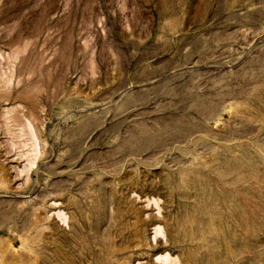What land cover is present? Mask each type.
<instances>
[{
	"label": "rangeland",
	"instance_id": "374dc122",
	"mask_svg": "<svg viewBox=\"0 0 264 264\" xmlns=\"http://www.w3.org/2000/svg\"><path fill=\"white\" fill-rule=\"evenodd\" d=\"M0 84V242L264 264V0H0Z\"/></svg>",
	"mask_w": 264,
	"mask_h": 264
},
{
	"label": "bare ground",
	"instance_id": "6f19581e",
	"mask_svg": "<svg viewBox=\"0 0 264 264\" xmlns=\"http://www.w3.org/2000/svg\"><path fill=\"white\" fill-rule=\"evenodd\" d=\"M28 66L31 67V60H29ZM11 79V78H10ZM7 85V84H6ZM5 87L0 84V99H10L12 98L11 91L5 90ZM30 89V85H25L20 91L21 93H25ZM4 90V91H3ZM23 125H28L29 128H31L32 131V124L28 120V123L21 122ZM33 134L35 136V133L33 131ZM36 143V142H35ZM37 144V143H36ZM34 160H30V164H33ZM9 167L7 165L6 159L0 152V189L1 190H8V182H9ZM24 170V169H23ZM11 192V190H9ZM15 197L20 196V194H17L16 191L12 192ZM10 194V193H9ZM40 212V206L34 207L32 215L33 220L36 224L41 222V214ZM60 213V211H58ZM138 218L137 214L133 210L126 209L125 211L121 212L120 216V223H119V232L122 235L126 236V232L130 229L132 222L135 221ZM127 230V231H126ZM162 231V227L156 226V233ZM208 228H202L201 233L199 236V240L201 243L206 246L209 242V234H208ZM184 232V234L188 235L189 238L193 237L192 234H189L187 230H185L183 223L180 226H175L172 229H170V235L173 238V240H177L178 233L180 234ZM22 242L21 245L15 246L11 241H2L0 242V264H39L40 261V251L36 247V243L34 241H31L28 236H21ZM39 244V243H37ZM131 251V261L136 260H142L145 258H148L145 261H142L141 264H156V261L154 259L150 258L145 254L144 252L138 251L139 242L133 241L131 244H129ZM112 248H110V252L108 253V256L104 259V263L98 262V264H122L120 261L114 256V254L111 252ZM159 258H164L165 260L171 262L167 264H174L173 262H176L174 258H172V255L169 252L161 253L158 252ZM134 263V262H133ZM129 264V263H124Z\"/></svg>",
	"mask_w": 264,
	"mask_h": 264
}]
</instances>
